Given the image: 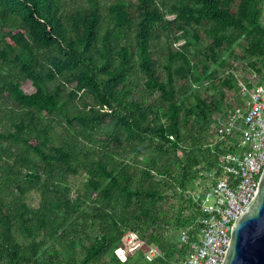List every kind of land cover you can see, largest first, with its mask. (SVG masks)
Here are the masks:
<instances>
[{"label":"trees","instance_id":"obj_1","mask_svg":"<svg viewBox=\"0 0 264 264\" xmlns=\"http://www.w3.org/2000/svg\"><path fill=\"white\" fill-rule=\"evenodd\" d=\"M240 83H264V0H0V264H181Z\"/></svg>","mask_w":264,"mask_h":264},{"label":"built area","instance_id":"obj_2","mask_svg":"<svg viewBox=\"0 0 264 264\" xmlns=\"http://www.w3.org/2000/svg\"><path fill=\"white\" fill-rule=\"evenodd\" d=\"M242 105H234L225 115L217 114L211 130L229 148L218 157L217 166L203 171L197 189L186 192L201 209L197 228L184 227L177 233L179 247L188 253L181 264H221L228 244L229 230L252 200L264 167V83L248 90L240 83ZM230 102H235L230 98ZM229 102V103H230ZM137 233L126 231L123 243L132 250L146 244ZM157 246L145 254L148 261L163 257Z\"/></svg>","mask_w":264,"mask_h":264},{"label":"water","instance_id":"obj_3","mask_svg":"<svg viewBox=\"0 0 264 264\" xmlns=\"http://www.w3.org/2000/svg\"><path fill=\"white\" fill-rule=\"evenodd\" d=\"M221 264H264V167L252 200L229 230Z\"/></svg>","mask_w":264,"mask_h":264},{"label":"rangeland","instance_id":"obj_4","mask_svg":"<svg viewBox=\"0 0 264 264\" xmlns=\"http://www.w3.org/2000/svg\"><path fill=\"white\" fill-rule=\"evenodd\" d=\"M238 65L241 67L244 65V62L241 60H238ZM240 73H242V70H240ZM247 74V73H246ZM243 72V75H246ZM22 90L26 91L27 93H32L35 91L34 87L32 86V83L30 81H27L23 86H22ZM70 184L72 187V192L70 194L71 198H74L76 196V191H83L84 189V182L86 181V175H76V176H71L70 179ZM197 189V188H196ZM39 199L40 196L37 192H32L29 195H27V200L34 206H38L39 204ZM48 246H50V242L47 243ZM129 251V249H127V251H125V253H127ZM125 253L121 254V257L124 256Z\"/></svg>","mask_w":264,"mask_h":264}]
</instances>
